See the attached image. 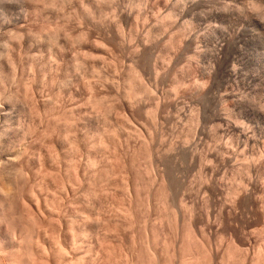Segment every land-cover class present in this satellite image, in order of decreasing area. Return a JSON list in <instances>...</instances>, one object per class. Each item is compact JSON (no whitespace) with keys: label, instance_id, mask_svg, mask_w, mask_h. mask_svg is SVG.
<instances>
[{"label":"rangeland","instance_id":"rangeland-1","mask_svg":"<svg viewBox=\"0 0 264 264\" xmlns=\"http://www.w3.org/2000/svg\"><path fill=\"white\" fill-rule=\"evenodd\" d=\"M256 1L0 0V129L6 126L9 138L12 129L16 134L22 126L19 136L12 133L16 140L9 141L12 145L8 142L6 147L7 140L0 143L1 161L17 157L16 162L10 159L13 164L5 161L10 166L3 163L7 172H15L16 183L8 203L14 213L6 215L3 230L16 233L17 241L24 238L18 251L0 234L5 242L0 249L2 264L16 258L21 264L35 260L34 264L264 261V26L254 21L250 11V5L260 0ZM244 13L253 17L246 18ZM221 26L228 29L226 33ZM26 125L34 127L30 130ZM12 149H16L15 155ZM247 156L256 165L249 164ZM42 178L45 184L40 185ZM30 190L39 200L51 197L52 205L59 209L53 206V213L38 211L29 201L35 194ZM47 238L53 241L52 246L55 243L53 251L46 252L48 257L41 251L43 245L37 243L46 246ZM35 243L42 245L36 244L40 249ZM66 249L74 259L63 254Z\"/></svg>","mask_w":264,"mask_h":264},{"label":"bare ground","instance_id":"bare-ground-1","mask_svg":"<svg viewBox=\"0 0 264 264\" xmlns=\"http://www.w3.org/2000/svg\"><path fill=\"white\" fill-rule=\"evenodd\" d=\"M82 1H83V0H82ZM109 1H110V0H109ZM249 1H250V0H249ZM252 1H253V0H252ZM257 1H258V0H257ZM257 1H256V2H257ZM260 1H261V0H260ZM260 1H259V5H260ZM67 2H69V1H67ZM97 2H98V0H97ZM242 2H243V1H242ZM247 2H248V1H247ZM235 3H236V2H235ZM240 3H241V2H240ZM243 3H244V2H243ZM243 3H242V4H243ZM249 3H250V2H249ZM254 3H255V2H254ZM254 3H252V4H254ZM82 4H83V3H82ZM97 4H98V3H97ZM229 4H230V3H229ZM229 4H228V5H229ZM245 4H246V2H245ZM256 4H258V3H256ZM226 5H227V4H226ZM228 5H227V6H228ZM240 5H241V4H240ZM243 5H244V4H243ZM248 5H249V4H248ZM82 6H83V5H82ZM224 6H225V5H224ZM236 6H237V5H234V7H236ZM250 6H252V5H250ZM261 6H262V5H261ZM263 6H264V5H263ZM243 7H245V6H243ZM230 8H231V6H230ZM82 9H83V7H82ZM122 9H123V8H122ZM224 9H225V10H224ZM224 9H223L224 11H227V10H228V9L226 10V7H225ZM236 9H237V8H236ZM236 9H234V10H236ZM240 9H242V8H240ZM185 10H186V8H185ZM246 10H247V9H246ZM161 11H162V10H161ZM229 11H230V10H229ZM231 11H232V10H231ZM250 11H251V10H250ZM250 11H249V12H250ZM220 12H221V11H220ZM227 12H228V11H227ZM227 12H226V13L224 12V13L227 14ZM232 12H234V11H232ZM237 12H238V11H237ZM243 12H245V11H243ZM37 13H38V12H37ZM85 13H86V12H85ZM114 13H115V12H114ZM228 13H229V12H228ZM230 13H231V12H230ZM234 13H236V12H234ZM238 13H239V12H238ZM250 13H251V12H250ZM183 14H184V13H182V15H183ZM232 14H233V13H232ZM240 14H241V13H239V14H237V15H240ZM244 14H245V13H244ZM246 14H248V13H246ZM246 14H245V15H246ZM223 15H224V14H223ZM242 15H243V13H242ZM245 15H244V16H245ZM250 15H251V14H250ZM228 16H230V14H229ZM231 16H232V15H231ZM244 16H243V18H244ZM253 16H254V15H253ZM253 16L251 15V17H250L249 14H248L246 18H249V17L252 18ZM87 17H88V16H87ZM110 17H111V16H110ZM179 17H180V16H179ZM223 17H224V16H223ZM223 17H222V18H223ZM234 17H236V16H234ZM237 17H238V16H237ZM237 17H236V18H237ZM82 18H83V17H82ZM246 18H245V19H246ZM253 18H254V17H253ZM26 19H27V18H26ZM234 19H235V18H234ZM234 19H233V20H234ZM254 19H255V18H254ZM254 19H253V20H254ZM57 20H58V19H57ZM226 20H227V19H226ZM231 20H232V19H230V21H231ZM247 20H248V19H247ZM250 20H251V19H249V21H250ZM256 20H257V19H255L254 21L257 22L258 20H257V21H256ZM81 21H82V20H81ZM113 21H114V19H113ZM238 21H239V17H238ZM57 22H58V21H57ZM57 22H56V23H57ZM93 22H94V21H93ZM174 22H175V21H174ZM226 22H228V21H226ZM235 23H236V22H235ZM249 23H250V22H249ZM252 23H253V21H252ZM143 24H144V23H143ZM224 24H226V23L224 22ZM228 24H229V22H228ZM239 24H240V23H239ZM257 24H258V22H257ZM257 24H256V26H257ZM259 24H260V23H259ZM24 25H25V24H24ZM232 25H233V24H232ZM254 25H255V24H254ZM22 26H23V25H22ZM226 26H227V25H226ZM238 26H239V25H238ZM241 26H242V25H241ZM251 26H253V25H251ZM256 26H255V28H256ZM258 26H259V25H258ZM260 26H261V24H260ZM262 26H264V25H262ZM64 27H65V26H64ZM221 27H222V26H221ZM82 28H83V27H82ZM223 28H224V26H223L221 29H223ZM255 28H254V29H255ZM52 29H53V28H52ZM226 29H227V28H226ZM226 29L224 28L223 30L225 31ZM247 29H248V28H247ZM252 29H253V28H252ZM263 29H264V28H263ZM218 30H219V29H218ZM227 30H228V29H227ZM241 30H242V29H241ZM248 30H249V29H248ZM256 30H257V29H256ZM75 31H76V30H75ZM150 31H151V29H150ZM220 31H221V30H220ZM224 31H222V32H224ZM234 31H235V30H234ZM258 31H259V30H258ZM263 31H264V30H263ZM58 32H59V30H58ZM259 32H260V31H259ZM148 33H149V32H148ZM225 33H226V31H225ZM248 33H249V32H248ZM257 33H258V32H257ZM263 33H264V32H263ZM8 34H9V33H8ZM227 34H228V33H227ZM235 34H236V33H235ZM235 34H234V35H235ZM253 34H254V33H253ZM258 34H259V33H258ZM213 35H214V34H213ZM220 35H221V34H220ZM17 36H18V35H17ZM19 36H20V35H19ZM145 36H146V35H145ZM216 36H217V35H216ZM248 36H249V35H248ZM259 36H260V35H259ZM259 36H258V37H259ZM20 38H21V37H20ZM51 38H52V37H51ZM219 38H220V37H219ZM224 38H225V37H224ZM83 39H84V38H83ZM87 39H88V38H87ZM87 39H86V40H87ZM147 39H148V38H147ZM217 39H218V38H217ZM222 39H223V38H222ZM260 39H262V38H260ZM12 40H13V39H12ZM193 40H194V39H193ZM225 40H226V39H225ZM240 40H241V39H240ZM16 41H17V40H16ZM88 41H89V40H88ZM219 41H220V40H219ZM263 41H264V40H263ZM17 42H18V41H17ZM82 42H84V41H82ZM85 42H86V41H85ZM97 42H98V41H97ZM97 42H96V43H97ZM146 42L148 43L147 40H146ZM248 42H249V41H248ZM250 42H251V41H250ZM258 42H259V41H258ZM260 42H262V41H260ZM51 43H52V42H51ZM223 43H224V42H223ZM223 43H222V44H223ZM254 43H255V42H254ZM20 44H21V43H20ZM98 44H99V43H98ZM222 44H221V45H222ZM224 44H225V43H224ZM239 44H240V43H239ZM249 44H250V43H249ZM251 44H252V42H251ZM258 44H259V43H258ZM32 45H33V44H32ZM76 45H77V44H76ZM82 45H83V44H82ZM219 45H220V44H219ZM51 46H52V45H51ZM56 46H57V44H56ZM56 46H55V47H56ZM196 46H198V45H196ZM222 46H223V45H222ZM254 46H255V45H254ZM254 46H252V47L255 48ZM261 46L264 48L263 44H262ZM59 47H60V46H59ZM200 47H201V46H200ZM257 47H258V46H257ZM6 48H7V47H6ZM12 48H13V47H12ZM49 48H50V47H49ZM173 48H174V47H173ZM201 48H202V47H201ZM263 48H262V49H263ZM7 49H8V48H7ZM198 49H199V47H198ZM250 49H251V48H250ZM3 50H4V49H3ZM59 50H60V49H59ZM65 50H66V49H65ZM72 50H73V49H72ZM263 50H264V49H263ZM263 50H262V51H263ZM139 51H140V50H139ZM49 52H50V51H49ZM197 52H198V51H197ZM238 52H239V51H238ZM254 52H255V51H254ZM257 52H258V51H257ZM51 53H52V52H51ZM103 53H104V52H103ZM242 53H243V52H242ZM259 53H260V52H259ZM263 53H264V52H263ZM52 54H53V53H52ZM197 54H198V53H197ZM250 54H251V53H250ZM261 54H262V53H261ZM199 55H200V54H199ZM6 56H7V55H6ZM50 56H51V55H50ZM50 56H49V57H50ZM242 56H243V55H242ZM259 56H260V55H259ZM259 56H258V57H259ZM28 57H29V56H28ZM252 57H253V56H252ZM252 57H251V58H252ZM261 57H262V56H261ZM4 58H5V57H4ZM6 58H9V57H6ZM50 58H51V57H50ZM103 58H104V57H103ZM103 58H102V59H103ZM254 58H255V56H254ZM9 59H10V58H9ZM52 59H53V58H52ZM157 59H158V58H157ZM172 59H173V58H172ZM195 59H196V58H195ZM2 60H3V59H2ZM49 60H50V59H49ZM193 60H194V59H193ZM250 60H251V59H250ZM260 60H261V59H260ZM51 61H52V60H51ZM247 61H248V60H247ZM253 61H254V60H253ZM256 61H257V60H256ZM14 62H15V61H14ZM258 62H259V61H258ZM55 63H56V62H55ZM243 63H244V62H243ZM61 64H62V63H61ZM154 65H155V64H154ZM255 65H256V64H255ZM9 66H10V65H9ZM131 66H132V65H131ZM131 66H130V67H131ZM235 66H236V65H235ZM46 67H47V65H46ZM261 67H262V66H261ZM232 68H233V66H232ZM237 69H238V68H237ZM237 69H236V70H237ZM257 69H258V68H257ZM23 70H24V69H23ZM255 70H256V69H255ZM14 71H15V70H14ZM261 71H262V70H261ZM44 72H45V71H44ZM52 72H53V71H52ZM234 72H235V71H234ZM237 72H238V71H237ZM10 73H11V72H10ZM10 73H9V74H10ZM247 73H248V72H247ZM260 73H261V72H260ZM1 75H2V74H1ZM12 75H13V74H12ZM45 75H46V74H45ZM237 75H238V74H237ZM243 75H244V73H243ZM247 75H248V74H247ZM262 75H263V74H262ZM156 76H157V75H156ZM260 76H261V75H260ZM35 77H36V76H35ZM103 77H104V76H103ZM158 77H159V76H158ZM263 77H264V76H263ZM16 78H17V77H16ZM22 79H23V78H22ZM139 79H140V78H139ZM155 79H156V78H155ZM229 79H230V78H229ZM25 80H26V79H25ZM87 80H88V79H87ZM133 80H134V79H133ZM9 81H10V80H9ZM43 81H44V80H43ZM66 81H67V80H66ZM88 81H89V80H88ZM107 81H108V80H107ZM143 81H144V80H143ZM143 81H142V82H143ZM156 81H158V80H156ZM245 81H246V80H245ZM251 81H252V80H251ZM262 81H263V80H262ZM136 82H137V81H136ZM140 82H141V81H140ZM235 82H236V81H235ZM56 83H57V82H56ZM65 83H66V82H65ZM89 83H90V82H89ZM196 83H197V81H196ZM259 83H260V82H259ZM140 84H141V83H140ZM184 84H185V83H184ZM201 84H202V83H201ZM231 84H232V83H231ZM26 85H27V84H26ZM199 85H200V84H199ZM204 85H206V84L204 83ZM204 85H203L202 87H204ZM237 85H238V84H237ZM259 85H260V84H259ZM3 86H4V85H3ZM91 86H93V85H91ZM140 86H141V85H140ZM158 86H159V85H158ZM198 87H199V86H198ZM206 87H207V86H206ZM206 87H205V88H206ZM239 87H240V86H239ZM256 87H257V86H256ZM261 87H262V86H261ZM133 88H134V87H133ZM156 88H157V87H156ZM178 88H179V87H178ZM26 89H27V88H26ZM137 89H138V88H137ZM176 89H177V88H176ZM200 89H201V88H200ZM226 89H228V88H226ZM238 89H239V88H238ZM256 89H257V88H256ZM92 90H94V89H92ZM243 90H244V89H243ZM259 90H260V89H259ZM131 91H132V90H131ZM140 91H141V90H140ZM157 91H158V90H157ZM201 91H202V90H201ZM250 91H251V90H250ZM142 92H143V91H142ZM149 92H150V91H149ZM263 92H264V91H263ZM28 93H29V92H28ZM145 93H146V92H145ZM219 93H220V92H219ZM235 93H236V92H235ZM235 93H234V94H235ZM255 93H257V92H255ZM258 93H259V92H258ZM42 94H43V93H42ZM154 94H155V93H154ZM222 94H223V93H222ZM242 94H243V93H242ZM244 94H245V93H244ZM260 94H261V93H260ZM130 95H131V94H130ZM140 95H141V94H140ZM151 95H152V94H151ZM254 95H255V94H254ZM142 96H143V95H142ZM175 96H177V95H175ZM261 96H262V95H261ZM33 97H34V96H33ZM259 97H260V96H259ZM135 98H136V97H135ZM251 98H252V97H251ZM260 98H261V97H260ZM27 99H28V98H27ZM32 99H33V98H32ZM37 99H38V98H37ZM49 99H50V101H51V98H49ZM136 99H137V98H136ZM240 99H241V98H240ZM242 99H243V98H242ZM242 99H241V100H242ZM141 100H142V98H141ZM255 100H256V99H255ZM259 100H260V99H259ZM261 100H262V99H261ZM263 100H264V99H263ZM24 101H25V100H24ZM131 101H132V100H131ZM131 101H130V102H131ZM29 102H30V101H29ZM159 102H160V101H159ZM159 102H158V103H159ZM223 102H224V101H223ZM234 102H235V101H234ZM242 102H243V101H242ZM252 102H253V101H252ZM255 102H256V101H255ZM262 102H263V101H262ZM25 103H26V102H25ZM32 103H33V102H32ZM35 103H36V102H35ZM146 103H147V102H146ZM158 103H157V107H158V105H159ZM163 103H164V102H163ZM227 104H228V103H227ZM27 105H28V104H27ZM222 105L224 106V104H222ZM240 105H241V104H240ZM260 106H261V105H260ZM189 107H190V106H189ZM34 108H35V107H34ZM245 108H246V107H245ZM245 108H244V109H245ZM259 108H260V107H259ZM29 109H31V108H29ZM157 109H158V108H157ZM184 109H185V108H184ZM192 109H193V108H192ZM197 109H198V108H197ZM262 109H263V108H262ZM151 110H152V109H151ZM181 110H182V109H181ZM225 110H227V109H225ZM225 110H224V111H225ZM231 110H232V109H231ZM246 110H247V109H246ZM228 111H229V110H228ZM228 111L225 112V113H229ZM244 111H245V110H244ZM258 111H259V110H258ZM221 112H222V111H221ZM192 113H193V112H192ZM244 113H245V112H244ZM194 115H195V114H194ZM253 115H254V114H253ZM7 116H8V115H7ZM7 116L3 117V119L5 120V122L7 121L6 119L9 117V116H8V117H7ZM258 116H259V115H258ZM232 117H233V116H232ZM240 117H241V116H240ZM261 117H262V116H261ZM224 118H225V116H224ZM228 118H231V117H228ZM234 118H235V117H234ZM238 118H239V117H238ZM263 118H264V117H263ZM9 119H10V118H9ZM189 119H190V118H189ZM189 119H188V120H189ZM157 120H158V119H157ZM193 120H194V119H193ZM227 120H228V119H227ZM231 120H232V119H231ZM259 121H260V120H259ZM262 121H263V120H262ZM5 122H4V123H5ZM234 122H235V121H234ZM241 122H242V121H241ZM249 122H250V121H249ZM6 123H7V122H6ZM29 123H30V122H29ZM181 123H182V122H181ZM239 123H240V122H239ZM242 123L244 124V121H243ZM242 123H241V125H242ZM229 124H230V123H229ZM235 124H236V122H235ZM154 125H155V124H154ZM232 125H233V124H232ZM241 125H240V126H241ZM4 126H5V125H4ZM7 126H9V125H7ZM13 126H14V125H13ZM13 126H10V127H11V128H14ZM16 126H17V125H16ZM19 126H20V128H21V130H22V126H21V125H19ZM19 126H17V127H19ZM24 126H25V125H24ZM24 126H23V127H24ZM58 126H59V125H58ZM68 126H69V125H68ZM68 126H66V128H67ZM71 126H72V125H71ZM142 126H143V125H142ZM199 126H200V125H199ZM245 126H246V125H245ZM251 126H252V125H251ZM255 126H256V125H255ZM10 127H8V128L11 130ZM17 127L14 128V129H17ZM26 127H30V126H29V125H28V126L26 125ZM31 127H34V126H31ZM31 127H30V130L32 129ZM72 127H73V126H72ZM72 127H71V128H72ZM155 127H156V126H155ZM193 127H194V125H193ZM221 127H222V126H221ZM237 127H238V126L236 125V128H237ZM249 127H250V125H249ZM249 127H248V128H249ZM263 127H264V126H263ZM156 128H157V127H156ZM195 128H196V127H195ZM248 128H247V129H248ZM53 129H54V128H53ZM72 129H73V128H72ZM138 129H139V127H138ZM197 129H198V128H197ZM220 129H221V128H220ZM245 129H246V128H244V130H245ZM18 130H19V129H17V132H18V133H16V134H18V136H19L21 130H20V132H19ZM24 130H25V129H23V131H24ZM28 130H29V129H28ZM28 130H27V131H28ZM62 130H63V128H62ZM62 130H61V131H62ZM65 130H66V129H65ZM70 130H71V129H70ZM70 130H69V131H70ZM156 130H157V129H156ZM15 131H16V130H15ZM34 131H36V130H34ZM56 131H57V130H56ZM141 131H142V130H141ZM232 131H233V130H232ZM8 132H10V131H8V129L6 128V126H5V128H1V129H0V143H1L2 141L5 142V141L7 140V141L5 142V144H8V145H6V147L9 146V143H11V142H13V141L15 140L14 137L16 136V134H14L15 132H13V129H12V133H13V135H15V136H13L12 133H11V134L9 133L11 136H13V139H10V138H11L10 135H9V138H7V137H8ZM30 132H31V131H30ZM182 132H183V131H182ZM204 132H205V131H204ZM24 133L26 134V131H24L23 134H24ZM27 133H28V132H27ZM32 133H34V132H32ZM37 133H38V131H37ZM53 133H54V132H53ZM56 133H57V132H56ZM60 133L63 134L64 132H60ZM60 133H59V134H60ZM65 133H66V132H65ZM68 133H69V132H68ZM71 133H72V132H71ZM71 133H70V134H71ZM245 133H247V132H245ZM254 133H255V132H254ZM23 134L20 135V136H23ZM25 134H24V135H25ZM28 134H29V133H28ZM34 134H35V133H34ZM72 134L74 135V133H72ZM150 134H151V133H150ZM196 134H198V133H196ZM224 134H225V133H224ZM228 134H229V133H228ZM263 134H264V133H263ZM26 135H27V134H26ZM45 135H47V134H45ZM54 135H56V134H54ZM65 135H66V134H65ZM32 136H33V135H32ZM70 136H71V135H70ZM162 136H163V135H162ZM187 136H188V135H187ZM222 136H223V135H222ZM23 137H24V138L21 137V138H22V143H24V142H23V139H26L25 136H23ZM39 137H40V136H39ZM61 137H62V136H61ZM65 137H66V136H65ZM65 137H64V138H65ZM219 137H220V136H219ZM17 138H18V137H17ZM19 138H20V137H19ZM29 138H30V137H29ZM46 138H47V137H46ZM201 138H202V137H201ZM223 138H224V137H223ZM49 139H50V138H49ZM68 139H69V137H68ZM68 139H67V140H68ZM17 140H18V139H17ZM39 140L41 141V138H40ZM39 140H38V142H39ZM146 140H147V139H146ZM153 140H154V139H153ZM258 140H259V139H258ZM9 141H11V142H9ZM15 141H16V140H15ZM18 141H19V140H18ZM30 141H32V140H30ZM44 141H45V140H44ZM49 141H50V140H49ZM75 141H76V140H75ZM189 141H190V140H189ZM244 141H245V140H244ZM8 142H9V143H8ZM20 142H21V141H20ZM20 142H19V143H20ZM70 142H71V141H70ZM70 142H69V143H70ZM201 142H202V141H201ZM222 142H223V141H222ZM15 143H16V142H15ZM17 143H18V142H17ZM25 143H26V142H25ZM43 143H44V142H43ZM60 143H61V142H60ZM66 143H67V141H66ZM147 143H148V142H147ZM163 143H164V142H163ZM225 143H226V142H225ZM2 144H4V143H2ZM5 144H4V145H5ZM28 144H29V143H28ZM36 144H37V143H36ZM39 144H40V142H39ZM41 144H42V143H41ZM41 144H40V145H41ZM70 144L73 146L74 144H77V143L75 142L74 144H73V143H70ZM70 144H69V145H70ZM173 144H174V143H173ZM184 144H185V143H184ZM187 144H188V143H187ZM233 144H234V143H233ZM253 144H254V142H253ZM263 144H264V143H263ZM0 145H1V144H0ZM11 145H12V143H11ZM11 145H10V147H11ZM16 145H17V144H16ZM40 145H39V146H40ZM63 145H65V144H62V146H63ZM153 145H154V144H153ZM161 145H163V144H161ZM197 145H198V144H197ZM197 145H196V146H197ZM22 146H23V145H22ZM28 146H29V145H28ZM34 146H35V145H34ZM43 146H44V145H43ZM46 146H47V145H46ZM53 146H54V145H53ZM67 146H68V143H67ZM74 146H75V145H74ZM148 146H150V144H149ZM172 146H173V145H172ZM198 146H199V145H198ZM2 147H3V146H2ZM12 147H15V148H16L15 144H14ZM12 147H11V148H12ZM31 147H32V146H31ZM31 147H30V148H31ZM64 147H65V146H64ZM70 147H71V146H70ZM70 147H69V149H70ZM227 147H228V146H227ZM227 147H226V148H227ZM232 147H233V146H232ZM245 147H246V146H245ZM26 148H27V147H26ZM44 148H46V147H44ZM44 148H43V149H44ZM55 148H56V147H55ZM73 148H74V147H73ZM75 148H76V147H75ZM77 148H78V147H77ZM220 148H221V147H220ZM243 148H244V147H243ZM6 149H9V151H10V148H6ZM6 149H5V150H6ZM19 149H20V148H19ZM36 149H37V148H36ZM41 149H42V145H41ZM41 149H40V150H41ZM67 149H68V148H67ZM156 149H158V148H156ZM171 149H172V148H171ZM198 149H199V148H198ZM203 149H204V148H203ZM248 149H249V148H248ZM252 149H253V148H252ZM15 150H16V149H15ZM15 150H14V151H15ZM17 150H18V149H17ZM26 150H27V149H26ZM53 150H55V149L53 148ZM53 150H51V151H53ZM71 150H72V148H71ZM189 150H190V149H189ZM192 150H193V149H192ZM232 150H233V149H232ZM243 150H244V149H243ZM1 151H2V149H1ZM9 151H8V152H9ZM12 151H13V149H12ZM12 151H11V152H12ZM14 151L12 152L13 154L16 153V152H14ZM41 151H42V150H41ZM48 151H49V150H48ZM66 151H67V150H66ZM73 151H74V150H73ZM160 151H161V150H160ZM166 151H167V153H168V150H166ZM166 151H165V153H166ZM195 151H196V147H195ZM8 152H7V153H8ZM25 152H26V151H25ZM64 152H65V151H64ZM71 152H72V151H71ZM170 152H171V151H170ZM170 152H169V153H170ZM173 152H174V151H173ZM243 152H244V151H243ZM260 152H262V151L260 150ZM4 153H5V151H4ZM18 153H19V152H18ZM49 153H51V152H49ZM56 153H57V152H56ZM188 153H189V152H188ZM191 153H193V152H191ZM196 153H197V152H196ZM219 153H221V152H219ZM224 153H225V152H224ZM20 154H21V153H20ZM23 154H24V152H23ZM36 154H37V152H36ZM39 154H40V152H39ZM65 154H66V153H65ZM76 154H77V153H76ZM194 154H195V153H194ZM260 154H261V153H260ZM0 155H3V154L0 153ZM14 155H15V154H14ZM26 155H27V154H26ZM51 155H52V154H50V159H51ZM58 155H59V153H58ZM73 155H75V153L72 154V157H73ZM77 155H78V154H77ZM150 155H151V154H150ZM221 155H222V154H221ZM224 155H225V154H224ZM231 155H232V154H231ZM250 155H251V154H250ZM8 156H9V153H8ZM21 156H22V155H21ZM30 156H31V155H30ZM34 156H35V155H34ZM34 156H33V157H34ZM52 156H53V155H52ZM253 156H254V155H253ZM257 156H258V155H257ZM10 157H11V156H10ZM10 157H9V159H8V158H6V159L9 160V161H10V159H12L11 161H14L15 158H16V160H17V157H15V156H14V157H15L14 160H13V158H10ZM23 157H24V156H23ZM41 157H44V156H41ZM56 157H57V156H56ZM64 157H65V156H64ZM67 157H68V156H66V158H67ZM72 157H71V158H72ZM158 157H159V156H158ZM218 157H219V155H218ZM229 157H230V156H229ZM237 157H238V156H237ZM237 157H235L234 159H236ZM263 157H264V156H263ZM39 158H40V156H39ZM45 158H46V157H45ZM58 158H59V156H58ZM151 158H152V157H151ZM247 158H248V156H247ZM253 158H255V157H253ZM257 158H258V157H257ZM259 158H260V156H259ZM18 159H20V158H18ZM30 159H31V158H30ZM40 159L43 160V158H40ZM201 159H202V158H201ZM220 159H221V158H220ZM224 159H226V158H224ZM238 159H239V158H238ZM248 159H249V158H248ZM2 160H3V159H2ZM7 160H5V161L7 162ZM16 160H15L14 162H16ZM35 160H36V158L34 159V162H35ZM53 160H54V159H52V161H53ZM64 160H65V159H64ZM90 160H91V159H90ZM221 160H222V159H221ZM254 160H255V159H254ZM257 160H258V159H257ZM257 160H256V161H257ZM261 160H262V159H261ZM5 161H1V159H0V234H2V238H3V239H6V240L8 241V243L15 244V245H16V249L19 251L20 248H21V246H22L21 244L24 243V240H23L24 238L21 239L23 242H22V241H17V240H15L16 235H17L16 233H12L13 231L10 232L9 229H7V230H3L4 223L6 222V221H5V220H6L5 217H6L7 214L9 215V214L11 213V211H12V210H11V208H12L11 205L8 204V203H9V197H11V195H12L11 193H12L13 189H15L14 187H16V185H15L16 183L14 182V181H15V180H14L15 178H14V176H12V173H13L14 171H12V173L7 172L6 168L4 167V166H6V165L3 164V163H6ZM11 161H10V162H11ZM37 161H38V160H37ZM44 161H45V160H44ZM59 161H60V160H59ZM236 161H237V159H236ZM249 161H250V159H249ZM31 162H32V161H31ZM38 162H39V161H38ZM50 162H51V160H50ZM50 162H49V163H50ZM56 162H57V161H56V159H55V163H56ZM66 162H67V161H66ZM66 162H65V163H66ZM70 162H71V161H70ZM75 162H76V161H75ZM96 162H97V161H96ZM202 162H203V161H202ZM244 162H246V161H244ZM247 162H248V161H247ZM258 162H259V160H258ZM261 162H262V161H261ZM11 163H12V162H11ZM17 163H18V162H17ZM35 163H36V162H35ZM41 163H42V162H41ZM72 163H74V162L72 161ZM72 163H71V165H73ZM111 163H112V162H111ZM157 163H158V162H157ZM231 163H232V162H231ZM234 163H235V162H234ZM236 163H237V162H236ZM242 163H243V161L241 162V164H242ZM252 163H253V162H252ZM252 163H251V161L249 162V164H251V165H252ZM255 163H256V162H255ZM262 163H263V162H262ZM6 164L8 165L9 163H6ZM12 164H13V163H12ZM37 164H38V163H36V165H37ZM52 164H53V162H52ZM67 164H68V163H67ZM76 164H77V163H76ZM112 164H113V163H112ZM249 164H248V165H249ZM253 164H254V163H253ZM257 164H258V163H257ZM68 165H69V164H68ZM94 165H95V164H94ZM244 165H245V163H244ZM246 165H247V164H246ZM254 165H256V164H254ZM8 166H10V165H8ZM33 166H34V165H33ZM61 166H62V165H61ZM108 166H109V165H108ZM231 166H232V165H231ZM239 166H240V165H239ZM12 167H13V165H12ZM22 167H23V166H22ZM40 167H41V166H40ZM40 167L37 168V169H41ZM51 167H52V166H51ZM56 167H57V166H56ZM73 167H74V165H73ZM158 167H159V166H158ZM201 167H202V166H201ZM255 167H257V166H255ZM7 168H8V167H7ZM52 168H54V167H52ZM57 168H58V167H57ZM67 168H68V167H67ZM94 168H95V167H94ZM204 168H205V167H204ZM231 168H232V167H231ZM233 168H234V167H233ZM10 169H11V168H10ZM237 169H238V168H237ZM241 169H242V167H241ZM241 169H240V170H241ZM244 169H245V167H244ZM246 169H247V168H246ZM251 169H252V168H251ZM44 170H45V168H44ZM44 170H43V171H44ZM68 170H69V169H68ZM79 170H80V169H79ZM113 170H114V169H113ZM217 170H218V169H217ZM221 170H222V169H221ZM225 170H227V168H226ZM238 170H239V169H238ZM240 170H239L238 172H241ZM249 170H250V168H249ZM249 170H248V171H249ZM18 171H19V170H18ZM50 171H52V170H50ZM70 171H73V169H72V170L70 169ZM248 171H247V172H248ZM254 171H255V170H254ZM259 171H260V170H259ZM38 172H39V171H38ZM48 172H49V171H48ZM59 172H60V171H59ZM108 172H109V171H108ZM159 172H160V171H159ZM202 172H203V171H202ZM243 172H245V170H244ZM247 172H246V173H247ZM251 172H252V171H251ZM22 173H24V172H22ZM68 173H70V172H68ZM72 173H73V172H72ZM85 173H87V172H85ZM216 173H217V172H216ZM78 174H79V173H78ZM87 174H88V173H87ZM233 174H234V173H233ZM237 174H238V173H237ZM237 174H236V175H237ZM13 175H15V172L13 173ZM17 175H18V172H17ZM17 175H16V176H17ZM27 175H28V174H27ZM72 175H73V174H72ZM85 175H86V174H85ZM249 175H250V174H249ZM19 176H20V175H19ZM22 176H23V175H22ZM24 176H25V173H24ZM44 176H46V177L48 178L47 174H45ZM53 176H54V175L52 174V177H53ZM74 176H75V175H74ZM162 176H163V175H162ZM213 176H214V175H213ZM239 176H240V175H239ZM260 176H261V175H260ZM27 177H28V176H27ZM35 177H36V176H35ZM37 177H38V176H37ZM46 177H45V178H46ZM57 177H58V176H57ZM62 177H63V176H62ZM85 177H87V176H85ZM115 177H116V176H115ZM201 177H202V176H201ZM256 177H257V176H256ZM262 177H264V176H262ZM16 178H17V177H16ZM28 178H29V177H28ZM38 178H39V177H38ZM38 178H37V179H38ZM47 178H46V179H47ZM70 178H71V177H70ZM70 178H69V179H70ZM73 178H74V177H73ZM78 178H79V177H78ZM222 178H223V177H222ZM260 178H261V177H260ZM22 179H23V178H22ZM22 179H21V180H22ZM34 179H35V178H34ZM48 179H49V178H48ZM69 179H68V181H69ZM76 179H77V178H76ZM240 179H241V178H240ZM252 179H253V178H252ZM19 180H20V179H18V181H19ZM21 180H20V181H21ZM25 180H26V179H25ZM41 180L43 181V178L39 180V183H41V182H40ZM63 180H64V179H63ZM70 180H71V179H70ZM89 180H90V179H89ZM122 180H123V179H122ZM212 180H213V179H212ZM221 180H222V179H221ZM224 180H225V179H224ZM253 180H254V179H253ZM259 180H260V179H259ZM259 180H258V181H259ZM35 181H36V180H35ZM44 181H45V180H44ZM44 181H43L42 184H40V185H43ZM71 181H72V180H71ZM71 181H70V182H71ZM78 181H79V180H78ZM111 181H112V180H111ZM248 181H249V180H248ZM255 181H256V180H255ZM261 181H262V180H261ZM26 182H27V181H26ZM70 182H69V186L71 185ZM217 182H218V181H217ZM231 182H232V181H231ZM237 182H238V181H237ZM243 182H244V181H243ZM55 183H56V182H55ZM64 183H66V182H64ZM87 183H88V182H87ZM221 183H222V182H221ZM18 184H19V183H18ZM25 184H26V183H25ZM36 184H38V183H36ZM36 184H35V185H36ZM44 184H45V183H44ZM249 184H250V183H249ZM52 185H53V184H51V186H52ZM74 185H75V184H74ZM74 185H73V186H74ZM123 185H124V184H123ZM241 185H242V184H241ZM243 185H244V184H243ZM23 186H24V185H23ZM38 186H39V185H38ZM55 186H56V185H55ZM244 186H245V185H244ZM246 186H247V185H246ZM246 186H245V187H246ZM18 187H19V186H18ZM31 187H32V186H31ZM39 187H40V189H42V186H39ZM60 187H61V186H60ZM118 187H119V186H118ZM120 187H121V186H120ZM201 187H202V186H201ZM201 187H200V188H201ZM241 187H242V186H241ZM250 187H251V186H250ZM63 188H64V187H63ZM66 188H67V187H66ZM71 188H72V185H71ZM237 188H238V187H237ZM246 188H247V187H246ZM246 188H245V189H246ZM17 189H18V188H17ZM21 189H22V188H21ZM32 189H33V188H32ZM37 189H39V188H37ZM48 189H49V188H48ZM52 189H55V188H53V186H52ZM57 189H58V188H57ZM68 189H69V188H68ZM75 189H77V187H75ZM119 189H120V188H119ZM242 189H243V188H242ZM242 189H241V190H242ZM18 190H19V189H18ZM49 190H50V189H49ZM49 190H47V191H49ZM123 190H124V189H123ZM199 190H200V189H199ZM234 190H235V189H234ZM241 190H240V191H241ZM246 190H247V189H246ZM19 191H20V190H19ZM30 191H31V192H35V191H33V190H30ZM38 191H39V190H38ZM51 191H52V190H51ZM62 191H63V190H62ZM235 191H236V190H235ZM247 191H248V190H247ZM249 191H250V189H249ZM17 192H18V191H17ZM28 192H29V191H28ZM41 192H42V190H40V193H41ZM55 192H56V191H55ZM64 192L66 193V190H65ZM67 192H68V191H67ZM166 192H167V191H166ZM241 192H242V191H241ZM241 192H240V193H241ZM251 192H252V191H251ZM254 192H255V191H254ZM23 193H24V192H23ZM48 193H50V191H49ZM169 193H170V192H169ZM235 193H237V192H235ZM238 193H239V191H238ZM240 193H239V194H240ZM14 194H15V193H14ZM28 194H29V193H28ZM30 194H32V193H30ZM30 194H29V195H30ZM33 194H34V193H33ZM33 194H32V195H33ZM35 194H36V192H35ZM35 194L33 195L34 198H33V196H31V195H30V196H31L34 200H35L36 198H37L38 200L36 199V200L34 201L32 198H30L29 201H30L31 205H32L34 208L38 209V211L40 210V211H42V212H44V213H48V212H49V213H53L52 210H54V209H51V207L53 208V206H54V203H53V205H52V202H51L52 198L46 196V197H48V199L42 197V198L39 200L38 195L36 194V195H37V196H36ZM41 194H43L42 196H44L45 193L42 192ZM41 194H40V195H41ZM63 194H64V193H63ZM91 194H92V193H91ZM184 194H186V193H184ZM208 194H209V193H208ZM233 194H234V193H233ZM233 194H231V195H233ZM239 194H238V195H239ZM47 195H48V194H47ZM69 195H70V194H69ZM69 195H68V197H69ZM73 195H74V194H73ZM206 195H207V194H206ZM231 195H230V196H231ZM235 195H237V194H235ZM242 195H243V194H242ZM258 195H259V194H258ZM23 196H24V195H23ZM30 196H29V197H30ZM49 196H50V195H49ZM58 196H60V195H58ZM65 196H66V195H65ZM85 196H87V195H85ZM13 197H14V196H13ZM29 197H28V198H29ZM62 197H63V196H62ZM89 197H90V196H89ZM89 197H88V198H89ZM100 197H101V196H100ZM257 197H259V196H257ZM24 198H25V197H24ZM49 198H50L51 200H49ZM164 198H165V197H164ZM183 198H184V197H183ZM202 198H203V197H202ZM231 198H233V197H231ZM261 198H262V197H261ZM13 199H14V198H13ZM57 199H58V198H57ZM113 199H114V198H113ZM167 199L169 200V196H168ZM236 199H237V196H236ZM236 199H235V200H236ZM24 200H25V202H26V203H25L26 205L29 204V203H27L26 199H24ZM67 200H68V199H67ZM182 200L184 201V199H182ZM221 200H222V199H221ZM227 200H229V199H227ZM238 200H239V199H238ZM261 200H262V199H261ZM12 201H13V200H12ZM15 201H16V200H15ZM52 201H53V200H52ZM62 201H63V199H62ZM74 201H75V200H74ZM179 201H180V200H179ZM13 202H14V201H13ZM87 202H88V201H87ZM92 202H93V200H92ZM233 202H234V201H233ZM233 202H232V203H233ZM236 202H237V201H236ZM15 203H16V202H15ZM61 203H62V202H61ZM181 203H182V202H181ZM232 203L229 202V205L232 204ZM234 203H235V202H234ZM234 203H233V204H234ZM10 204H11V203H10ZM12 204H13V203H12ZM23 204H24V202H23ZM62 204H64V203H62ZM71 204H72V203H71ZM168 204H169V203H168ZM207 204H208V203H207ZM227 204H228V202H227ZM233 204H232V205H233ZM55 205H56V204H55ZM60 205H61V204L59 203V206H60ZM184 205H186V204H184ZM184 205H183V206H184ZM234 205H236V203H235ZM252 205H253V204H252ZM12 206H13V205H12ZM14 206H15V205H14ZM14 206H13V207H14ZM119 206H120V205H119ZM181 206H182V204H181ZM225 206H226V205H225ZM10 207H11V208H10ZM18 207H19V206H18ZM28 207H30V204H29ZM28 207H27V208H28ZM33 207H32V208H33ZM113 207H114V206H113ZM164 207H165V206H164ZM252 207H253V206H252ZM23 208H24V207H23ZM27 208H26V209H27ZM54 208H57V207L54 206ZM167 208H168V207H167ZM215 208H216V207H215ZM223 208H224V207H223ZM57 209H59V208H57ZM65 209H66V207H65ZM71 209H72V207H71ZM93 209H94V207H93ZM112 209H113V208H112ZM118 209H119V208H118ZM118 209H117V210H118ZM120 209H121V208H120ZM185 209H186V208H185ZM262 209H263V208H262ZM30 210H31V208H30ZM30 210H29V211H30ZM69 210H70V209H69ZM183 210H184V209H183ZM188 210H189V209H188ZM235 210H236V209H235ZM51 211H52V212H51ZM93 211H94V210H93ZM95 211H96V210H95ZM120 211H122V210H119V212H120ZM181 211H182V210H181ZM190 211H191V210H190ZM208 211H209V210H208ZM208 211H207V212H208ZM229 211H230V210H229ZM17 212H18V211H17ZM35 212H36V210L34 211V213H35ZM42 212H41V213H42ZM54 212H55V211H54ZM67 212H68V210H67ZM98 212H99V209H98L97 213H98ZM183 212H184V211H183ZM188 212H189V211H188ZM188 212H187V213H188ZM219 212H220V211H219ZM262 212H264V211H262ZM12 213H14V211H12ZM34 213H33V214H34ZM41 213H40V214H41ZM44 213H43L42 216L46 215V214H44ZM57 213H58V211H57ZM57 213H56V214H57ZM60 213H61V212H60ZM97 213H96V214H97ZM120 213H121V212H120ZM238 213H239V212H238ZM250 213H251V212H250ZM15 214H16V213H15ZM58 214H59V213H58ZM65 214H67V213H64V215H65ZM71 214H72V213H71ZM77 214H78V213H77ZM98 214H99V213H98ZM98 214H97V215H98ZM112 214H113V213H112ZM122 214H123V213H122ZM208 214H210V212H208ZM13 215H14V214H13ZM25 215H26V214H25ZM25 215H24V216H25ZM29 215H30V214H29ZM29 215H28V216H29ZM48 215H50V214H48ZM83 215H84V214H83ZM89 215H90V214H89ZM97 215H96V216H97ZM119 215H120V214H119ZM184 215H185V213H184ZM221 215H222V214H221ZM241 215H242V214H241ZM38 216H39V215H38ZM57 216H58V215H57ZM84 216H85V215H84ZM86 216H87V215H86ZM99 216H100V215H99ZM116 216H117V215H116ZM194 216H195V215H194ZM215 216H216V215H215ZM17 217H18V216H17ZM46 217H47V215H46ZM64 217H65V216H64ZM66 217H68V216H66ZM104 217H105V216H104ZM217 217H218V216H217ZM217 217H215V218H217ZM223 217H224V216H223ZM230 217H231V216H230ZM241 217H242V216H241ZM13 218H15V217H13ZM88 218H89V217H88ZM88 218H87V219H88ZM90 218L92 219L91 215H90ZM100 218H101V217H100ZM116 218H117V217H116ZM242 218H243V217H242ZM22 219H23V218H22ZM35 219H36V217H35ZM41 219H42V218H41ZM67 219H68V218H67ZM71 219L74 220L73 217H72ZM71 219H70V220H71ZM87 219H86V221H87ZM91 219H89L90 222H91ZM98 219H99V218H98ZM130 219H131V218H130ZM191 219H193V218H191ZM210 219H211V217H210ZM33 220H34V218H33ZM36 220H37V219H36ZM59 220H60V219H59ZM72 220H71V222H72ZM75 220H76V219H75ZM95 220H96V217H95ZM101 220H102V218H101ZM110 220H111V219H110ZM126 220H127V219H126ZM183 220H184V219H183ZM208 220H209V219H208ZM248 220H249V219H248ZM4 221H5V222H4ZM29 221H30V220H29ZM54 221H56V220H54ZM62 221H63V220H62ZM66 221H67V220H66ZM68 221H69V220H68ZM68 221H67V222H68ZM191 221H192V220H191ZM13 222H14V221H13ZM33 222H36V221L34 220ZM41 222H42V220H41ZM52 222H53V221H52ZM71 222H70V223H71ZM73 222H75V221H73ZM73 222H72V223H73ZM93 222H94V221H93ZM208 222H209V221H208ZM210 222H211V221H210ZM215 222H216V220H215ZM21 223H23V222H21ZM36 223H37V222H36ZM100 223H101V222H100ZM147 223H148V222H147ZM231 223H232V222H231ZM5 224H7V222H6ZM31 224H32V223H31ZM33 224H35V223H33ZM46 224H47V223H46ZM53 224H54V223H53ZM216 224H217V223H216ZM2 225H3V226H2ZM29 225H30V224H29ZM36 225H37V224H36ZM38 225H39V222H38ZM62 225H63V224H62ZM98 225H99V224H98ZM98 225H97V226H98ZM217 225H218V224H217ZM5 226H7V225H5ZM31 226H32V225H31ZM42 226H43V225H42ZM52 226H53V225H52ZM66 226H67V225H66ZM69 226H70V224H69ZM71 226H72V224H71ZM220 226H221V225H220ZM220 226H219V227H220ZM33 227H34V226H33ZM44 227H46V226H44ZM87 227H89V226H87ZM35 228H39V227H35ZM62 228H63V227H62ZM68 228H70V227H68ZM204 228H207V227H204ZM27 229H28V228H27ZM44 229H45V228H43V230H44ZM49 229H50V227H49ZM66 229H67V228H66ZM73 229H74V228H73ZM83 229H84V228H83ZM85 229H86V228H85ZM98 229H99V228H98ZM219 229H220V228H219ZM13 230H14V229H13ZM29 230H30V229H29ZM33 230H35V229H33ZM56 230H57V229H56ZM68 230H69V229H68ZM106 230H107V229H106ZM201 230H202V229H201ZM205 230H206V229H205ZM53 231H54V230H53ZM69 231H70V230H69ZM80 231H81V229H80ZM85 231H86V230H85ZM107 231H108V230H107ZM255 231H256V228H255ZM22 232H23V231H22ZM36 232H37V231H36ZM39 232H41V231H39ZM62 232H63V231H62ZM66 232H67V231H66ZM72 232H73V231H71V233H72ZM75 232H76V231H75ZM92 232H93V231L90 232V230H89V233H92ZM245 232H246V231H245ZM29 233H30V232H29ZM43 233H46V231L43 232ZM82 233H83V235H84V232H83V231H82ZM85 233H86V232H85ZM95 233H96V232H95ZM95 233H94V235H95ZM105 233H107V232H105ZM13 234H16V235H13ZM36 234H37V233H36ZM46 234H48V233H46ZM46 234H44V235L46 236ZM97 234H98V233H97ZM211 234H212V232H211ZM249 234H250V233H249ZM249 234H248V235H249ZM12 235H13V236H12ZM28 235H29V234H28ZM34 235H35V234H33L32 237H35ZM38 235H40V234H38ZM52 235H53V234H52ZM83 235H82V236H83ZM89 235H90V234H89ZM92 235H93V234H92ZM94 235H93V236H94ZM104 235H105V234H104ZM106 235H107V234H106ZM252 235H253V234H252ZM14 236H15V237H14ZM74 236H75V233H74ZM80 236H81V234H80ZM85 236L87 237V233H86V235H84V238H85ZM93 236H92V237H93ZM254 236H255V235H254ZM254 236H252V237H254ZM256 236H257V235H256ZM21 237H22V236H21ZM21 237H20V235H19V238H21ZM50 237H51V235H50ZM92 237H90V239H91ZM243 237H244V236H243ZM246 237H247V236H246ZM262 237H263V236H262ZM30 238H31V237H30ZM30 238H29V240H30ZM48 238H49V236H48ZM48 238H47V239H48ZM54 238H56V237H54ZM54 238H53V239H54ZM57 238H58V236H57ZM57 238H56V239H57ZM98 238H99V237H98ZM231 238H232V236H231ZM248 238H249V237H248ZM254 238H255V237H254ZM16 239H18V238H16ZM39 239H40V238L38 237V240H39ZM44 239H45V237H44ZM44 239H43V240H44ZM50 239H51V238H50ZM50 239H48L49 241L46 240V246H44V244L41 243V242H42L41 240H40L41 242H37V243H40V244L43 245V247L41 248V251H42L43 253H45V254H46V252H47V254H49L50 252H48V251H51L52 247H53L54 244H55V243H54L53 246H52V242H53V241L50 243V241H51ZM53 239H52V240H53ZM85 239H87V238H85ZM234 239H235V238H234ZM246 239H247V238H246ZM6 240H5V241H6ZM36 240H37V239H36ZM54 240H55V239H54ZM71 240H72V239H71ZM74 240H75V239H74ZM74 240H73V242H75ZM96 240H97V239H96ZM230 240H231V239H230ZM7 241H6V242H7ZM78 241H79V240H78ZM98 241H99V239H98ZM29 242H31V241H29ZM43 242L45 243V241H43ZM4 243H5L4 240H2V239L0 238V249H3V247H4L3 244H4ZM37 243H35V246H36ZM92 243H93V242H92ZM251 243H252V242H251ZM254 243H255V242H254ZM12 244H11V245H12ZM29 244L32 245V243H29ZM57 244H59V240H58V243H57ZM61 244H62V243H61ZM70 244H72V242H71ZM74 244H75V243H74ZM82 244H83V243H82ZM224 244H225V243H224ZM4 245H5V244H4ZM9 245H10V244H9ZM9 245H8V247H9ZM11 245H10V246H11ZM23 245H25V244H23ZM33 245H34V244H33ZM42 245H38V244H37V246H42ZM68 245H69V244H68ZM80 245H81V244H79V246H80ZM88 245H89V244H88ZM103 245H104V244H103ZM233 245H234V244H233ZM235 245H236V242H235ZM263 245H264V243H263ZM37 246H36V248L40 249V248L37 247ZM74 246H75V245H74ZM74 246H73V247H74ZM84 246H85V245H84ZM238 246H239V245H238ZM12 247H13V246H12ZM30 247H32V246H30ZM55 247H56V246H55ZM60 247H61V246H60ZM62 247H63V246H62ZM71 247H72V246H71ZM71 247H70V248H71ZM217 247H218V246H217ZM219 247H220V246H219ZM230 247H231V246H230ZM234 247H236V246H234ZM259 247H260V244H259ZM9 248H10V247H9ZM24 248H25V247H24ZM57 248H58V247H57ZM64 248H65V247H64ZM102 248H103V247H102ZM237 248H238V247H237ZM237 248H236V252H238V251H237V250H238ZM241 248H242V247H241ZM5 249H6V248H5ZM5 249H4V251H5ZM16 249H15L13 252L17 251ZM27 249H28V248H27ZM60 249H61V248H60ZM76 249H77V248H76ZM79 249H81V248H79ZM229 249H230V248H229ZM256 249H257V248H256ZM259 249H260V248H259ZM6 250H7V249H6ZM24 250H26V249H24ZM54 250H55V248H54ZM66 250H67V249H66ZM71 250H72V252H73V248H71ZM83 250H84V249H83ZM91 250H92V249H91ZM231 250H232V249H231ZM1 251H2V253H3V250H1ZM1 251H0V253H1ZM33 251H34V250H33ZM37 251H38V250H37ZM52 251H53V249H52ZM61 251H63V250H60V252H61ZM74 251H75V250H74ZM257 251H258V250H257ZM26 252H28V251H26ZM38 252H39V251H38ZM60 252H59V255H60ZM66 252H67V253H66ZM226 252H227V251H226ZM228 252H229V254L231 253L230 250H228ZM239 252H240V251H239ZM241 252H242V251H241ZM261 252H263V250H262ZM16 253H17V252H15L14 254H16ZM18 253H19V252H18ZM18 253H17V254H18ZM65 253H66V255H67V254H69L70 252H69V250H67V251L63 252V254H65ZM74 253H75V252H74ZM97 253H98V252H97ZM210 253H211V252H210ZM217 253H218V251H217ZM242 253H243V252H242ZM259 253H260V251H259ZM6 254H8V251H7ZM12 254H13V253H12ZM17 254H16V255H17ZM26 254H27V253H26ZM45 254H43V258H44V256H45ZM47 254H46V256H47ZM54 254H55V251H54ZM85 254H86V253H85ZM227 254H228V253H227ZM233 254H234V253H233ZM240 254H241V253H240ZM240 254H239V255H240ZM256 254H257V253H256ZM260 254H262V253H260ZM260 254H259V256H260ZM24 255H25V253H24ZM24 255H23V256H24ZM41 255H42V254H41ZM59 255H58V256H59ZM71 255H72V254H71ZM71 255L69 254V255L67 256V258H68V257H72ZM224 255H225V254H224ZM224 255H223V256H224ZM230 255H231V254H230ZM2 256H3V255H2ZM33 256H34V255H33ZM50 256H51V254H50ZM62 256H63V255H62ZM79 256H80V255H79ZM138 256H139V255H138ZM211 256H212V255H211ZM228 256H229V255H228ZM228 256H227V258H228ZM231 256H232V255H231ZM256 256H257V255H256ZM12 257H13V256H12ZM16 257H17V256H16ZM37 257H38V256H37ZM47 257H48V256H47ZM53 257H54V256H53ZM55 257H56V256H55ZM59 257H61V256H59ZM84 257H85V256H84ZM84 257H83V258H84ZM97 257H98V256H97ZM239 257H240L239 260H241V256H239ZM245 257H246V256H245ZM261 257H263V256H261ZM43 258H42V259H43ZM64 258H65V257H64ZM72 258H73V257H72ZM72 258H71V259H72ZM192 258H195V257H192ZM192 258H191V259H192ZM196 258H197V257H196ZM196 258H195V259H196ZM212 258H213V257H212ZM223 258H224V257H223ZM225 258H226V257H225ZM236 258H237V257H236ZM236 258H235V259H236ZM258 258L260 259V257H258ZM0 259H1V258H0ZM11 259H12V258H11ZM13 259H14V258H13ZM16 259H17V258H16ZM16 259H14V260L16 261ZM29 259H30V258H29ZM49 259H50V258H49ZM62 259H63V258H62ZM65 259H66V258H65ZM69 259H70V258H69ZM73 259H74V258H73ZM80 259H81V258H80ZM80 259H78V260H80ZM95 259H96V258H95ZM99 259H100V257H99ZM186 259H187V258H186ZM243 259H244V258H243ZM243 259H242V260H243ZM246 259H247V258H246ZM246 259H245V260H246ZM262 259L264 260V258H261V261H262ZM2 260H3V259H2ZM34 260H35V259H34ZM184 260H185V259H184ZM188 260H189V259H188ZM193 260H194V259H193ZM193 260H192V261H193ZM196 260H197V259H196ZM209 260H210V259H209ZM245 260H243V262H245ZM247 260H249V259H247ZM4 261H6V260H4ZM7 261H8V260H7ZM15 261L11 260V261H9L7 264H21V263H18V260H17V262H15ZM36 261H37V260H35V262H36ZM80 261H82V259H81ZM91 261H92V260H91ZM182 261H183V260H182ZM199 261H200V259H199ZM231 261H233V260H231ZM259 261H260V260H259ZM19 262H20V261H19ZM33 262H34V261H33ZM35 262H34V263H35ZM47 262H48V261H47ZM61 262H62V261H61ZM61 262H60V263H61ZM75 262H77V258H76V261H75ZM78 262H79V261H78ZM89 262H90V261H89ZM89 262H88V263H89ZM108 262H109V261H108ZM189 262H191V260H190ZM194 262H195V260H194ZM211 262H212V261H211ZM233 262H234V261H233ZM241 262H242V261H241ZM263 262H264V261H262V263H263ZM5 263H6V262H5ZM34 263H33V264H34ZM45 263H46V262H45ZM62 263H63V262H62ZM64 263H65V262H64ZM66 263H67V262H66ZM68 263H69V262H68ZM72 263L74 264V261H73V262L71 261L70 264H72ZM84 263H86V262H84ZM186 263H188V261H187ZM196 263H197V262H196ZM213 263H214V262H213ZM234 263H235V262H234ZM238 263H239V262H238ZM262 263H261V264H262ZM0 264H2V263L0 262ZM3 264H4V263H3ZM23 264H24V262H23ZM41 264H42V263H41ZM43 264H44V263H43ZM56 264H57V263H56ZM78 264H80V263H78ZM92 264H93V262H92ZM96 264H97V262H96ZM192 264H193V262H192ZM197 264H198V263H197ZM210 264H211V263H210ZM225 264H226V263H225ZM235 264H237V263H235ZM243 264H244V263H243ZM245 264H246V263H245Z\"/></svg>","mask_w":264,"mask_h":264},{"label":"clouds","instance_id":"clouds-1","mask_svg":"<svg viewBox=\"0 0 264 264\" xmlns=\"http://www.w3.org/2000/svg\"><path fill=\"white\" fill-rule=\"evenodd\" d=\"M251 12L261 25H264V6L252 4Z\"/></svg>","mask_w":264,"mask_h":264}]
</instances>
